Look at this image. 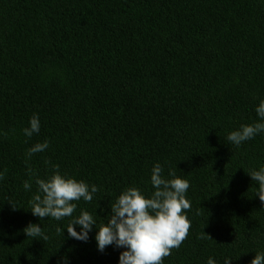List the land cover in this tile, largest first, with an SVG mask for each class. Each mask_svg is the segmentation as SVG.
Returning a JSON list of instances; mask_svg holds the SVG:
<instances>
[{"label": "trees", "instance_id": "trees-1", "mask_svg": "<svg viewBox=\"0 0 264 264\" xmlns=\"http://www.w3.org/2000/svg\"><path fill=\"white\" fill-rule=\"evenodd\" d=\"M262 99L264 0H0V264H118L123 249L99 251L95 228L84 242L69 238L70 217L32 214L49 160L98 186L73 213L98 225L124 188L152 190L154 164L173 169L190 182L191 227L163 264H250L264 252L248 173L264 167V134L240 146L227 135L259 120ZM29 223L46 239L27 237Z\"/></svg>", "mask_w": 264, "mask_h": 264}, {"label": "clouds", "instance_id": "clouds-1", "mask_svg": "<svg viewBox=\"0 0 264 264\" xmlns=\"http://www.w3.org/2000/svg\"><path fill=\"white\" fill-rule=\"evenodd\" d=\"M255 111L259 120L242 124L231 131L227 135V141L240 146L243 142L264 134V99L260 100ZM40 128L39 115L33 114L29 126L22 131L26 137L31 138L40 132ZM48 148L47 139L33 144L26 152V163L34 154L42 153ZM46 163L51 165V174L46 178L35 176L37 191L29 201L30 210L41 220L51 217L60 221L70 217L66 227L69 238L86 242L89 233L95 228L99 251L103 252L107 246L123 249L119 254L118 264H163V258L169 256L172 249L179 248L187 238L191 227L187 216L191 202L186 198L190 182L187 178L178 176L173 169H169L165 176L163 166L158 162L154 164L150 175L152 190L145 191L135 185L124 188L115 202L111 203V213L107 219L98 225L95 216L87 210L82 209L73 217L78 206L76 202H92L99 191L98 186L62 172L59 164L50 160ZM6 171L7 169L0 171V180L4 179ZM248 173L253 182L258 184L256 195L264 202V167ZM29 175H33L31 168ZM23 188L31 190L32 182L24 181ZM16 207L18 206L13 204V210ZM63 230L64 228H57V232ZM24 231L27 237L46 239L42 227L36 223H29ZM64 264H68L66 259ZM207 264L217 262L209 257ZM223 264H232V258L225 257ZM250 264H264V252H255Z\"/></svg>", "mask_w": 264, "mask_h": 264}]
</instances>
